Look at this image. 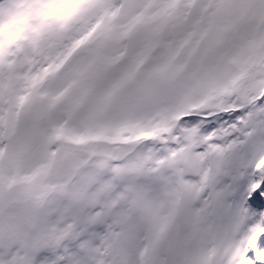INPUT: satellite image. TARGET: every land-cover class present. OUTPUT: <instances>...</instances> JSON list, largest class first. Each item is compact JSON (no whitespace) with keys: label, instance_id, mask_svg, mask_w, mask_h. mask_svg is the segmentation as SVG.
I'll return each mask as SVG.
<instances>
[{"label":"snow or ice","instance_id":"obj_1","mask_svg":"<svg viewBox=\"0 0 264 264\" xmlns=\"http://www.w3.org/2000/svg\"><path fill=\"white\" fill-rule=\"evenodd\" d=\"M0 264H264V0H0Z\"/></svg>","mask_w":264,"mask_h":264}]
</instances>
